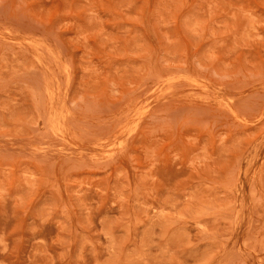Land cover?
Returning <instances> with one entry per match:
<instances>
[{"label": "rangeland", "instance_id": "rangeland-1", "mask_svg": "<svg viewBox=\"0 0 264 264\" xmlns=\"http://www.w3.org/2000/svg\"><path fill=\"white\" fill-rule=\"evenodd\" d=\"M0 264H264V0H0Z\"/></svg>", "mask_w": 264, "mask_h": 264}, {"label": "bare ground", "instance_id": "bare-ground-1", "mask_svg": "<svg viewBox=\"0 0 264 264\" xmlns=\"http://www.w3.org/2000/svg\"><path fill=\"white\" fill-rule=\"evenodd\" d=\"M56 119H53V121L55 122ZM58 126V125H57Z\"/></svg>", "mask_w": 264, "mask_h": 264}]
</instances>
